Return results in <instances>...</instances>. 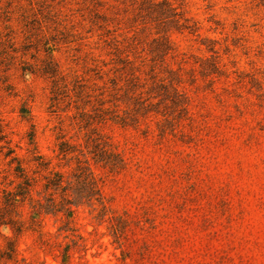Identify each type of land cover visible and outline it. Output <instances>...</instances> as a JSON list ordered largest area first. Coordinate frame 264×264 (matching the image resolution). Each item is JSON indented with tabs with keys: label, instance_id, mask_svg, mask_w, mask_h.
I'll return each mask as SVG.
<instances>
[{
	"label": "rangeland",
	"instance_id": "rangeland-1",
	"mask_svg": "<svg viewBox=\"0 0 264 264\" xmlns=\"http://www.w3.org/2000/svg\"><path fill=\"white\" fill-rule=\"evenodd\" d=\"M9 219L0 264H264L262 0H0Z\"/></svg>",
	"mask_w": 264,
	"mask_h": 264
},
{
	"label": "trees",
	"instance_id": "trees-1",
	"mask_svg": "<svg viewBox=\"0 0 264 264\" xmlns=\"http://www.w3.org/2000/svg\"><path fill=\"white\" fill-rule=\"evenodd\" d=\"M264 3V0H262ZM16 172L18 173V176L22 178L23 182L22 184L18 185L15 192H9L4 191L5 197H4V205H3V211L12 213L14 209H16L19 205V203H24V201L31 197L32 193L35 192L37 186L39 185V182L35 180L34 178L29 177L25 171L19 166L17 167ZM51 176L45 177L46 183L43 185L45 191L52 192L51 196L56 195L59 190H64L63 187V177L59 173H52ZM94 183L89 182V186L93 185ZM49 202H54V199L51 198ZM50 208H55V205L52 203ZM6 227L10 228L11 231L15 234V236L19 237L25 230V225L22 221L9 219L8 221H2L0 220V227ZM10 247V254H7L8 259H11V256L16 253L15 249V242L9 241L8 242Z\"/></svg>",
	"mask_w": 264,
	"mask_h": 264
}]
</instances>
